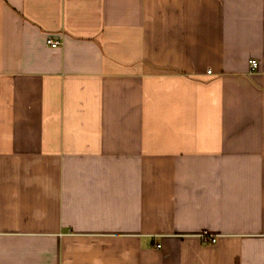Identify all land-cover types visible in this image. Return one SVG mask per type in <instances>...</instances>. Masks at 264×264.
<instances>
[{"label":"crops","instance_id":"1","mask_svg":"<svg viewBox=\"0 0 264 264\" xmlns=\"http://www.w3.org/2000/svg\"><path fill=\"white\" fill-rule=\"evenodd\" d=\"M0 264H264V0H0Z\"/></svg>","mask_w":264,"mask_h":264},{"label":"built area","instance_id":"2","mask_svg":"<svg viewBox=\"0 0 264 264\" xmlns=\"http://www.w3.org/2000/svg\"><path fill=\"white\" fill-rule=\"evenodd\" d=\"M46 42H47V44H49L51 47H57V46H59V44H60V41H59V40H53V39H51V38L47 39ZM249 63H250V66H251L252 68H256V67H257V61H256L255 59L250 60ZM204 239H205L206 241H210V242H215V241H216V238H215V237H213V236H208V235H205V236H204Z\"/></svg>","mask_w":264,"mask_h":264}]
</instances>
